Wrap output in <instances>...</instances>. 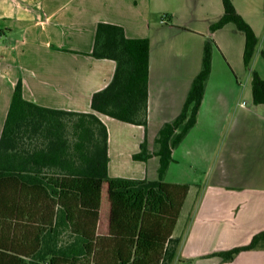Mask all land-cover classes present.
I'll list each match as a JSON object with an SVG mask.
<instances>
[{"label":"crops","instance_id":"0c3cea01","mask_svg":"<svg viewBox=\"0 0 264 264\" xmlns=\"http://www.w3.org/2000/svg\"><path fill=\"white\" fill-rule=\"evenodd\" d=\"M231 2L258 38L250 69L242 31L233 23L210 30L223 15L222 0H0V139L20 81L29 102L99 118L108 132L110 177L157 180V133L179 115L211 39L197 121L171 150L163 177L189 185L173 230L179 245L172 264H264V249L243 250L231 261L213 255L264 230V105L253 102L251 86L252 71L264 80V0ZM100 22L149 40L146 127L91 108L116 69L115 61L88 55ZM143 142L151 155L134 160Z\"/></svg>","mask_w":264,"mask_h":264},{"label":"trees","instance_id":"16d2710c","mask_svg":"<svg viewBox=\"0 0 264 264\" xmlns=\"http://www.w3.org/2000/svg\"><path fill=\"white\" fill-rule=\"evenodd\" d=\"M222 3L223 15L210 30L233 23L242 31L243 62L250 69L258 38L231 0ZM214 47L213 40L205 41L201 70L179 115L157 133L159 168L153 181L110 177L108 132L99 118L29 102L17 82L0 139V264L173 263L179 245L173 230L189 185L163 177L171 150L197 121ZM88 55L116 62L111 82L93 94L91 108L146 127L149 40L126 38L123 27L100 22ZM251 86L253 102L264 105V80L256 71ZM150 155L143 142L133 159ZM250 249H264V230L245 246L213 255L231 261Z\"/></svg>","mask_w":264,"mask_h":264},{"label":"rangeland","instance_id":"374dc122","mask_svg":"<svg viewBox=\"0 0 264 264\" xmlns=\"http://www.w3.org/2000/svg\"><path fill=\"white\" fill-rule=\"evenodd\" d=\"M262 62H264V59H263V61Z\"/></svg>","mask_w":264,"mask_h":264},{"label":"built area","instance_id":"2783aa9c","mask_svg":"<svg viewBox=\"0 0 264 264\" xmlns=\"http://www.w3.org/2000/svg\"><path fill=\"white\" fill-rule=\"evenodd\" d=\"M163 21H164V19H163Z\"/></svg>","mask_w":264,"mask_h":264}]
</instances>
